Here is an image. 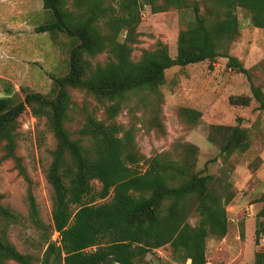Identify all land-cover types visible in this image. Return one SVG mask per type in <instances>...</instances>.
<instances>
[{
  "label": "trees",
  "instance_id": "16d2710c",
  "mask_svg": "<svg viewBox=\"0 0 264 264\" xmlns=\"http://www.w3.org/2000/svg\"><path fill=\"white\" fill-rule=\"evenodd\" d=\"M188 1L118 0L115 7L105 0H42L51 17L35 29L73 38L69 69L64 75L52 76L53 95L27 92L23 100L0 97V140L4 141V157L14 158L29 182L16 155L18 116L29 107L35 117L46 119L55 139L45 173L52 191V224L48 228L43 222L31 189L28 216L38 231L58 232V240L46 239L40 258L19 251L0 229V264L6 260L18 264H137L148 252L165 245L182 262L190 259L192 264H207V238L224 237L228 232L226 205L234 197L229 178L199 173L195 168L198 147L188 142L179 158L157 153L146 159L142 170L143 156L136 150L132 132L115 121L130 92L156 94L166 82L165 70L172 66L224 56L230 68L251 81L250 71L227 50L240 31L236 8L246 9L251 24L264 29V0H204L203 11L198 3ZM145 5L154 12L191 7L193 18L178 33L175 56L166 43L157 40L153 49L144 48L138 60L132 59ZM103 51L109 59L92 64L88 58ZM70 88L109 103L106 119L86 114L76 138L65 126L73 103ZM251 89L264 108L260 87L251 82ZM249 101L248 96H231L229 102L245 105ZM180 113L189 122L201 115L186 107ZM207 139L218 144L225 158L251 145L246 128L238 124H211ZM93 179L100 182V189L94 190ZM110 195V200L98 202ZM0 215L6 221L17 218L3 205L1 195ZM192 215H196L195 222L190 221ZM263 217L264 206L255 218V243L264 237ZM251 264H264V249H256Z\"/></svg>",
  "mask_w": 264,
  "mask_h": 264
},
{
  "label": "rangeland",
  "instance_id": "374dc122",
  "mask_svg": "<svg viewBox=\"0 0 264 264\" xmlns=\"http://www.w3.org/2000/svg\"><path fill=\"white\" fill-rule=\"evenodd\" d=\"M105 1L117 7L118 0ZM188 2L198 3L203 11L204 0ZM236 15L240 31L227 52L250 71L251 81L245 74L230 68L224 56L213 61L172 66L165 70L166 82L156 94L142 90L130 92L115 116L123 130L132 132L136 150L143 156L142 170L146 159L157 153L179 158L183 144L188 142L198 147L195 168L199 173L226 174L229 178L234 197L226 205L228 232L224 237L210 235L207 238V264H251L256 249H264V237L258 243L254 241L255 217L264 206V108L251 89V82L260 87L264 99V29L251 24L249 12L244 8L237 7ZM50 17L42 0H0V97L10 95L23 100L27 92L54 94L52 76L68 71L70 50L75 41L62 32H37L35 28ZM192 18L191 7H169L154 12L150 5L143 6L137 27L139 41L133 47L132 59L138 60L144 48L153 49L157 40L166 43L170 55L175 56L178 33ZM88 59L92 64L104 63L109 53L103 51ZM70 95L73 103L65 126L73 138L78 137L77 131L88 112L100 119L107 118L108 102L98 101L78 88H70ZM231 96H248L250 101L245 105L231 104ZM182 107L194 108L201 115L197 121L189 122L180 113ZM211 124H238L246 128L250 148L225 158L218 144L207 139ZM16 132V155L21 158L29 182L16 167L14 158L4 157V141L0 140L1 202L17 216L14 221H6L0 215V229L19 251L41 258L46 239L57 241L58 234L54 230L43 233L33 226L28 216V191L31 189L39 214L49 228L52 191L45 173L55 139L46 119L35 117L29 107L18 116ZM91 183L94 190L100 189L97 179ZM110 198L111 195L98 202ZM242 219L243 238L240 236ZM195 220L196 215H192L190 221ZM186 262L180 260V255L170 245L155 248L137 260V264ZM4 264L18 263L6 260Z\"/></svg>",
  "mask_w": 264,
  "mask_h": 264
},
{
  "label": "built area",
  "instance_id": "2783aa9c",
  "mask_svg": "<svg viewBox=\"0 0 264 264\" xmlns=\"http://www.w3.org/2000/svg\"><path fill=\"white\" fill-rule=\"evenodd\" d=\"M55 233H57V234H58V232H56V231H55ZM190 262H191V261H190V259H187V262H186V264H190Z\"/></svg>",
  "mask_w": 264,
  "mask_h": 264
},
{
  "label": "crops",
  "instance_id": "0c3cea01",
  "mask_svg": "<svg viewBox=\"0 0 264 264\" xmlns=\"http://www.w3.org/2000/svg\"><path fill=\"white\" fill-rule=\"evenodd\" d=\"M256 218V217H255Z\"/></svg>",
  "mask_w": 264,
  "mask_h": 264
}]
</instances>
